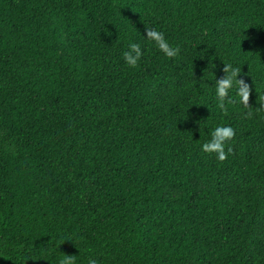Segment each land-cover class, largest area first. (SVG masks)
Returning a JSON list of instances; mask_svg holds the SVG:
<instances>
[{
  "label": "trees",
  "instance_id": "trees-1",
  "mask_svg": "<svg viewBox=\"0 0 264 264\" xmlns=\"http://www.w3.org/2000/svg\"><path fill=\"white\" fill-rule=\"evenodd\" d=\"M262 105L264 0H0V264H264Z\"/></svg>",
  "mask_w": 264,
  "mask_h": 264
},
{
  "label": "clouds",
  "instance_id": "clouds-1",
  "mask_svg": "<svg viewBox=\"0 0 264 264\" xmlns=\"http://www.w3.org/2000/svg\"><path fill=\"white\" fill-rule=\"evenodd\" d=\"M144 38L147 42L154 44L159 51L169 58H174L180 53V48L171 46L162 31L148 28ZM143 55L144 50L141 44L130 42L127 46V50L123 53V60L129 67L136 68L143 58ZM225 72L227 73L226 77L218 80L216 79L215 82V96L219 102V107L221 109L225 108V98L229 96V92L233 87L237 89L239 103L247 106L251 95L250 86L240 78V71L237 67L226 64ZM262 107H264V105H262ZM209 135L210 139L200 146L201 151L207 154L214 153L216 158L220 161L225 160L227 158L225 145L227 141L235 136L234 129L231 126L221 125L210 130ZM62 264H69V261H62ZM88 264H98V261L94 258H90Z\"/></svg>",
  "mask_w": 264,
  "mask_h": 264
}]
</instances>
